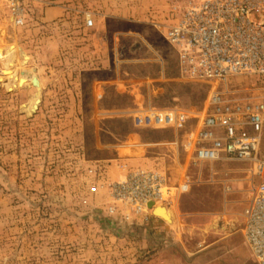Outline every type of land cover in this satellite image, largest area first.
I'll use <instances>...</instances> for the list:
<instances>
[{"label":"rangeland","instance_id":"rangeland-1","mask_svg":"<svg viewBox=\"0 0 264 264\" xmlns=\"http://www.w3.org/2000/svg\"><path fill=\"white\" fill-rule=\"evenodd\" d=\"M182 1L0 0V46L9 47L8 64L0 56V264H207L238 234L248 184L224 196L207 180L220 173L184 159L215 86L173 77L159 24ZM23 69L38 79L36 108L24 106L37 89L9 90L2 74ZM217 87L229 98L264 97L257 75ZM172 159L190 177L172 203L174 235L145 227L152 216L168 222L154 211L108 213L106 186L123 177L122 164L168 172Z\"/></svg>","mask_w":264,"mask_h":264},{"label":"built area","instance_id":"built-area-1","mask_svg":"<svg viewBox=\"0 0 264 264\" xmlns=\"http://www.w3.org/2000/svg\"><path fill=\"white\" fill-rule=\"evenodd\" d=\"M11 8L14 23H22L17 4ZM159 28L176 53L181 76L215 86L197 112L188 163L197 167L223 157L251 163L256 182L241 213L240 231L252 258L264 264V97L229 98L217 87L236 75L264 79V0H184L170 6ZM166 176L158 169L129 168L106 186L112 199L108 213L121 206L125 219L132 214L147 219L156 205L171 206L179 184H169Z\"/></svg>","mask_w":264,"mask_h":264},{"label":"crops","instance_id":"crops-1","mask_svg":"<svg viewBox=\"0 0 264 264\" xmlns=\"http://www.w3.org/2000/svg\"><path fill=\"white\" fill-rule=\"evenodd\" d=\"M170 52L174 55L175 57V61H174V71H176V73L173 75V77H175V79H177L178 75L181 76L180 74V70H179V66H178V61H177V57H176V53L174 51V49L172 48V46H170L169 44H167ZM157 52H159L158 50L155 51V54L157 55V62L158 65L160 66L161 70L165 72L164 68V58L161 56V54L159 55ZM194 124L192 125V129H193ZM264 138V130L262 132V140ZM262 142V141H261ZM188 148L184 151V159L186 160V162L188 163ZM157 161L159 162L160 160H163V157H157ZM171 163H173V166H170V168L174 169V170H170L168 172H166V170H164L165 174L167 175V181L169 184H179L187 179L190 181V177L186 176L187 174H189V170L188 168H192L193 166H189L187 168V173H186V168H183V172L182 170H180V165H178L179 163H176L175 159H172ZM159 164V163H158ZM189 164V163H188ZM219 164H225V165H229V164H234L236 167L235 168H227V169H219L218 165ZM124 167L120 170V174L123 175L129 168L132 167H136V166H129L128 163L125 162V164H123ZM202 166H209L210 169L214 170L212 171V173H220L221 176H209V178H207V180H212V181H217L219 183L222 184V191H223V195L226 196L227 194H229L230 192H232L234 189L235 191H239L240 190V185L242 183H246L248 184V191H244L246 197L245 200H242V204L245 203V201H247L248 199V192L250 191V188L255 184L256 182V177L253 176L250 172L251 169V163L249 161H242V160H236V159H232V158H227V157H223L220 158L216 161H212V162H205L203 164L200 165ZM144 167L145 166H141ZM160 168V167H159ZM169 168V167H167ZM158 169V168H157ZM163 171L161 168L158 169ZM175 172V173H174ZM170 173V174H169ZM233 173V174H232ZM231 174V175H230ZM216 175V174H215ZM200 177V176H198ZM233 182V184H232ZM240 193V192H239ZM247 198V199H246ZM226 201V200H225ZM231 202V201H228ZM158 206V205H157ZM162 207H166L169 208L172 212V218L171 221L165 222L162 219L158 218V217H154L152 216V220L149 221L150 225H146V228H152L153 230H155L157 233H163L164 231L161 232V230H167L168 233H171V235L175 234V217H176V212H175V206L171 205H161ZM156 207V206H155ZM154 207V209H155ZM154 209L152 211H154ZM223 209L225 210V207H223ZM240 218V216H239ZM242 224V219H240V224L239 226L241 227ZM212 224H210L209 226L211 227ZM172 237V236H171ZM240 239H239V238ZM238 238V239H237ZM173 242V241H172ZM244 246V247H243ZM229 248V249H227ZM222 250H218L216 252H214L213 254H210L207 258V264H257L255 262V260L252 258L245 242H244V238L242 236V233L240 231H238V234H236L235 236H233L230 239L226 240V245L223 246L221 248Z\"/></svg>","mask_w":264,"mask_h":264},{"label":"bare ground","instance_id":"bare-ground-1","mask_svg":"<svg viewBox=\"0 0 264 264\" xmlns=\"http://www.w3.org/2000/svg\"><path fill=\"white\" fill-rule=\"evenodd\" d=\"M9 47L8 46H0V56L4 59L5 63L8 64V55ZM4 76V80L7 82V89L16 88V87H25L29 88L33 85L37 92L33 93L29 97V102L24 107H34L39 100V82L36 80V76L31 73V71L27 69L20 70L19 72L13 73L11 71L5 70L2 72ZM154 213L161 218L171 221L172 212L169 208L162 207L160 204L156 205L154 209Z\"/></svg>","mask_w":264,"mask_h":264},{"label":"water","instance_id":"water-1","mask_svg":"<svg viewBox=\"0 0 264 264\" xmlns=\"http://www.w3.org/2000/svg\"><path fill=\"white\" fill-rule=\"evenodd\" d=\"M36 107H37V105L34 108H36Z\"/></svg>","mask_w":264,"mask_h":264}]
</instances>
